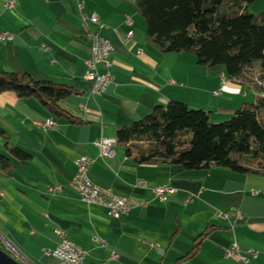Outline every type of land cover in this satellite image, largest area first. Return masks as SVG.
<instances>
[{"label":"crops","instance_id":"0c3cea01","mask_svg":"<svg viewBox=\"0 0 264 264\" xmlns=\"http://www.w3.org/2000/svg\"><path fill=\"white\" fill-rule=\"evenodd\" d=\"M18 2L12 9L0 3V32L12 35L9 42H0V72L25 73L71 94L58 103L68 118L49 114L34 99L0 94V152L7 155L6 143L28 155L12 160L9 176L0 174V236L29 264H58L52 256L59 243L55 231L86 252L82 264H240L224 255L233 242L242 255L255 253L249 264H264L263 176L211 166L186 171L132 165L118 146L101 159L94 145L114 140L119 128L155 107L185 106L225 121L264 97V83L258 92L226 78L222 67H200L190 53L160 54L146 39L135 0ZM247 13L264 19V0H255ZM92 14L101 28L89 20ZM128 32L130 39L125 38ZM89 35L102 37L113 49L110 83L100 97L91 96L82 79ZM97 70L103 73L101 66ZM48 117L56 123L51 131L32 125ZM81 156L92 161L88 178L94 186L145 207L113 219L104 209L80 203L68 183ZM143 182L148 183L144 188ZM55 186L60 193H49ZM154 187L171 188L174 194L158 202ZM112 254L117 258L111 259Z\"/></svg>","mask_w":264,"mask_h":264},{"label":"trees","instance_id":"16d2710c","mask_svg":"<svg viewBox=\"0 0 264 264\" xmlns=\"http://www.w3.org/2000/svg\"><path fill=\"white\" fill-rule=\"evenodd\" d=\"M135 1L146 39L160 54L190 53L200 67H222L226 78L260 92L264 19L247 13L255 0ZM6 92L34 99L49 114L68 118L58 107L71 94L65 87L35 81L25 73L0 72V94ZM114 141L132 165L179 166L186 171L211 166L264 177V97L218 124L210 122L209 112L155 107L143 119L119 128ZM3 149L7 155L0 152V174L9 176L12 160H26L28 155L6 143Z\"/></svg>","mask_w":264,"mask_h":264},{"label":"built area","instance_id":"2783aa9c","mask_svg":"<svg viewBox=\"0 0 264 264\" xmlns=\"http://www.w3.org/2000/svg\"><path fill=\"white\" fill-rule=\"evenodd\" d=\"M0 3L4 9H12L19 6L18 0H0ZM82 22L86 20V17L81 16ZM89 20L94 24H98L95 15H90ZM125 24L130 26V20L125 18ZM131 32L126 34V39H130ZM90 48L89 56L84 61V70L82 79L89 86L90 94L93 97H100L105 91L106 87L110 83V56L113 52L109 43L100 36L89 35ZM12 39V35L9 32H0V42H9ZM103 68V73H99L97 67ZM217 95V93H213ZM32 125L42 131H51L55 128V121L48 117L44 120H33ZM98 149L99 157L106 159L111 157L112 148L115 145L114 140L100 139L94 143ZM92 161L87 156H81L74 162V175L68 183V187L72 189L78 198V201L86 206H96L107 211L108 215L113 219H120L128 216L131 210L145 207L146 203L125 198L118 195H114L108 190L98 188L94 186L88 178V170ZM147 182L140 184L141 187H146ZM61 188L55 186L49 188V193H60ZM154 198L158 202H164L166 198L174 194V190L168 187H154L151 190ZM256 193L252 192L251 195ZM217 218L221 220H228L229 215L226 213H216ZM236 218H238L236 216ZM59 239V243L52 251V256L57 259L58 264H82L86 252L69 241L66 235L62 232L55 231ZM151 248H157L156 244L150 245ZM0 250L14 259L18 264H29L24 257L3 237L0 236ZM225 257H231L240 264H249L250 260L255 258L253 251H247L246 256L242 255L236 243H232L230 247L224 252ZM116 255H111V259H116Z\"/></svg>","mask_w":264,"mask_h":264},{"label":"water","instance_id":"95a60500","mask_svg":"<svg viewBox=\"0 0 264 264\" xmlns=\"http://www.w3.org/2000/svg\"><path fill=\"white\" fill-rule=\"evenodd\" d=\"M0 264H18L14 259L0 250Z\"/></svg>","mask_w":264,"mask_h":264},{"label":"rangeland","instance_id":"374dc122","mask_svg":"<svg viewBox=\"0 0 264 264\" xmlns=\"http://www.w3.org/2000/svg\"><path fill=\"white\" fill-rule=\"evenodd\" d=\"M195 57V56H194ZM195 62H196V58H195ZM210 122L212 123V124H218V123H221V122H223V121H220V122H217L216 120H215V118L214 117H210Z\"/></svg>","mask_w":264,"mask_h":264}]
</instances>
